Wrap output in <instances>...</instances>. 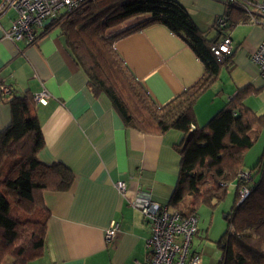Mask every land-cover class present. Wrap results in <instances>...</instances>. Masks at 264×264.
Here are the masks:
<instances>
[{
	"label": "crops",
	"instance_id": "obj_1",
	"mask_svg": "<svg viewBox=\"0 0 264 264\" xmlns=\"http://www.w3.org/2000/svg\"><path fill=\"white\" fill-rule=\"evenodd\" d=\"M175 1L210 39L226 37L213 26L226 14L228 0ZM246 12L248 21L234 26L227 35L232 40L230 64L195 104L198 127L248 86L259 91L245 104L258 115L264 109V81L251 60L264 40V29L253 22L255 5H248ZM148 17L125 20L108 29L106 36L117 37ZM15 18L13 8L0 10V83L18 95L48 91L51 99L35 104L45 141L38 158L46 164L61 162L75 174L69 191L43 194L50 212L44 252L28 264L144 262L151 228L135 203L147 196L169 205L181 165L176 146L184 134L179 130L144 134L127 128L110 100L91 92L60 29H48L50 23L39 42L28 46L4 37ZM113 47L159 107L192 87L204 73V65L191 47L161 24L121 36ZM8 99L0 93V133L11 124ZM118 182L125 183L124 193ZM112 223L119 226V232L115 241L107 242L105 234ZM6 262L12 264L13 260L7 258Z\"/></svg>",
	"mask_w": 264,
	"mask_h": 264
},
{
	"label": "trees",
	"instance_id": "obj_2",
	"mask_svg": "<svg viewBox=\"0 0 264 264\" xmlns=\"http://www.w3.org/2000/svg\"><path fill=\"white\" fill-rule=\"evenodd\" d=\"M139 15L149 17L117 37L106 36L108 29ZM223 17L226 24L214 29L227 36L231 28L247 22L249 14L228 5ZM154 24L181 37L204 65L202 77L163 107L155 104L113 47L117 38ZM50 28L61 30L91 92L106 96L127 128L144 134L170 130L184 134L176 146L181 165L169 207L184 216L197 215L201 205L214 207L226 198L223 184L237 182L238 206L227 213L228 230L218 241L220 264H264V150L249 171L252 191L239 200L245 155L258 143L264 127V114L258 115L245 100L259 90L251 86L239 90L206 125L197 126V100L231 60L228 55L219 60L211 51L221 41L218 36L210 39L201 32L175 0H91ZM5 97L11 124L0 133V264L7 258L12 264H28L44 252L50 212L43 194L69 191L75 174L61 162L39 160L45 141L32 94L11 90Z\"/></svg>",
	"mask_w": 264,
	"mask_h": 264
},
{
	"label": "built area",
	"instance_id": "obj_3",
	"mask_svg": "<svg viewBox=\"0 0 264 264\" xmlns=\"http://www.w3.org/2000/svg\"><path fill=\"white\" fill-rule=\"evenodd\" d=\"M88 1L91 0H0V10L11 7L16 11V18L4 37L12 42L23 41L28 46L36 44L46 33V27L50 23L68 16ZM250 4L257 8L253 22L264 29V0H228V5H236L245 11ZM225 24V18L220 17L213 28ZM231 46L232 40L226 36L212 46L211 51L215 57L222 60L232 53ZM251 60L259 68L264 81V40L252 54ZM11 90L9 86L0 83L1 95H9ZM32 97L35 104L46 103L51 99L46 90L35 93ZM239 178L242 187L240 200H243L251 193L252 174L241 172ZM117 187L121 193L126 190L124 182H118ZM135 205L141 210L151 228L146 242L145 261L137 264H201L200 254L191 250L193 237L198 232L196 215L184 216L168 206L153 202L147 196L138 200ZM118 232L119 226L112 223L105 234L107 242L115 241Z\"/></svg>",
	"mask_w": 264,
	"mask_h": 264
},
{
	"label": "rangeland",
	"instance_id": "obj_4",
	"mask_svg": "<svg viewBox=\"0 0 264 264\" xmlns=\"http://www.w3.org/2000/svg\"><path fill=\"white\" fill-rule=\"evenodd\" d=\"M255 97L253 96V102ZM253 102L251 103L254 104ZM259 114H264V109H261ZM263 150L264 127L262 128V133L258 143L245 155V162L243 166L244 172H249L256 165L260 159V156L262 155ZM226 184H228L225 186L227 187V195L222 202L218 203L214 207L201 205L197 211L198 232L193 237V245L191 250L200 254L201 264H220V261L222 260V251L218 246V241L228 230L226 215L232 210L237 200L236 191L238 188L237 182L235 181H231ZM237 206L238 203L236 207ZM9 261L11 260L9 259ZM6 264L10 263L6 262Z\"/></svg>",
	"mask_w": 264,
	"mask_h": 264
}]
</instances>
